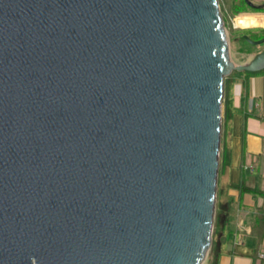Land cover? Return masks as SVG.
Instances as JSON below:
<instances>
[{"label":"water","instance_id":"obj_1","mask_svg":"<svg viewBox=\"0 0 264 264\" xmlns=\"http://www.w3.org/2000/svg\"><path fill=\"white\" fill-rule=\"evenodd\" d=\"M262 71L218 0H0V264H204L224 80Z\"/></svg>","mask_w":264,"mask_h":264},{"label":"crops","instance_id":"obj_2","mask_svg":"<svg viewBox=\"0 0 264 264\" xmlns=\"http://www.w3.org/2000/svg\"><path fill=\"white\" fill-rule=\"evenodd\" d=\"M250 2L264 7V0ZM253 20L264 30L263 13ZM224 95L217 194L221 188L229 207L211 259L264 264V72L232 79Z\"/></svg>","mask_w":264,"mask_h":264},{"label":"rangeland","instance_id":"obj_3","mask_svg":"<svg viewBox=\"0 0 264 264\" xmlns=\"http://www.w3.org/2000/svg\"><path fill=\"white\" fill-rule=\"evenodd\" d=\"M218 3H219L220 15L224 27L226 29V34L229 43L230 58L232 62L235 64L246 63L252 58H254L258 53L264 51V44L251 45L243 39V36H248L254 40H260L264 38V30L260 29L259 25L257 26L258 22L256 20H253V18L255 19V17L260 18V15H262V13L253 12V15L251 16H255V17L248 16V14H246L247 10H244L241 13H235V11H237L238 9L234 6L235 5L241 6V0H218ZM247 20L250 21L251 25L250 23H247ZM242 74L245 73L233 72L224 80V94H225V90L227 89V85L232 82V79H235L237 77L238 78L242 77ZM224 97L225 95L223 96L222 106L225 102ZM222 123L223 122H221V124ZM217 202H218V194L216 190V205ZM215 210H216V206H215ZM214 233H215V222H213L212 240ZM211 262L212 259H211V251H210L204 264H210Z\"/></svg>","mask_w":264,"mask_h":264},{"label":"trees","instance_id":"obj_4","mask_svg":"<svg viewBox=\"0 0 264 264\" xmlns=\"http://www.w3.org/2000/svg\"><path fill=\"white\" fill-rule=\"evenodd\" d=\"M248 1L245 0H241V6L240 5H235L234 7H236L238 10L235 11V13H241L244 10H247L246 14H253V12H260V13H264V7H258L255 6L254 4L249 5ZM250 38V37H249ZM251 39V38H250ZM254 40V39H251ZM264 72V71H262ZM261 73V72H260ZM243 75V74H242ZM244 75H251L249 73H245ZM221 191H223L221 188L219 189L218 192V202L216 205V210H215V233L213 236V243H212V249H211V253H215V251L217 250V247L219 245V228L222 227L223 222L226 220V215L228 213V207H229V202H226V200L223 198V193H221ZM264 195V193H261ZM262 216L258 217V219L260 220ZM210 264H215L214 261L212 260V262Z\"/></svg>","mask_w":264,"mask_h":264},{"label":"built area","instance_id":"obj_5","mask_svg":"<svg viewBox=\"0 0 264 264\" xmlns=\"http://www.w3.org/2000/svg\"><path fill=\"white\" fill-rule=\"evenodd\" d=\"M259 258H263V255H262V254H260Z\"/></svg>","mask_w":264,"mask_h":264}]
</instances>
